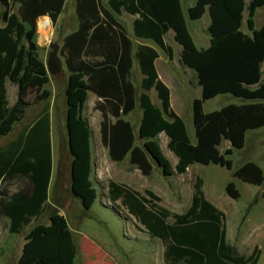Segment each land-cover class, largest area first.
Listing matches in <instances>:
<instances>
[{
  "label": "trees",
  "instance_id": "1",
  "mask_svg": "<svg viewBox=\"0 0 264 264\" xmlns=\"http://www.w3.org/2000/svg\"><path fill=\"white\" fill-rule=\"evenodd\" d=\"M189 21L199 20L207 12L208 46L197 49L183 18L179 0H76V31L61 41L59 56L68 73L65 85L67 154L70 158L69 189L90 209L97 190L90 179L91 131L82 115L88 94L99 101L94 109L101 113L100 141L111 162L129 163L142 176H149L152 161L165 176L180 175L193 164L216 165L232 170L228 156L244 147L245 135L264 126V24L254 28V13L264 0H189ZM65 0H0V138L7 136L23 117L27 104L23 98L36 84L47 82L44 67L37 59L34 38L36 21L47 16L55 23ZM246 10L247 31L240 27ZM137 14L133 35L152 41L172 59L171 47L164 35L171 30L181 50V66L192 70L200 87V97L192 101V126L195 142L188 135L184 120L170 107L169 89L158 78L154 62L157 52L148 45H138L132 55V43L114 15ZM132 58L137 62L142 92L137 97L141 111L136 144L131 123L124 117L135 108L136 92L131 80ZM34 59L39 61L37 65ZM34 63V64H33ZM27 68L37 74L31 76ZM6 82L17 86V100L12 106L6 98ZM153 91L159 106L148 92ZM218 95L242 99L240 105L229 104L205 113L203 104ZM49 108L44 106L35 119L22 129L16 139L0 147V217L8 220L9 234H18L32 219L39 217L47 200L51 174ZM164 134L167 149L177 161L171 166L163 155L157 137ZM222 141L229 147L220 152ZM243 183L260 186L261 168L246 162L232 171ZM19 187L10 192L15 183ZM202 181L196 178L190 205L182 214H170L153 201L130 188L109 182L107 199L119 203L129 216L143 227L144 233L159 239L163 246L162 264H257L259 252L240 255L226 242L224 214L207 201ZM225 191L238 200L232 182ZM264 199V189L260 192ZM257 202L254 197L248 210ZM116 207V206H115ZM117 208V207H116ZM172 217V222L167 219ZM50 224L36 225L26 235L17 264H71L59 253L75 247L62 216L51 214Z\"/></svg>",
  "mask_w": 264,
  "mask_h": 264
},
{
  "label": "rangeland",
  "instance_id": "2",
  "mask_svg": "<svg viewBox=\"0 0 264 264\" xmlns=\"http://www.w3.org/2000/svg\"><path fill=\"white\" fill-rule=\"evenodd\" d=\"M69 3L70 1L68 0L65 7L66 13L70 11ZM66 18L68 23L71 22L72 18L70 15ZM39 20L36 21L37 33L34 41L38 46L37 59L41 62L34 59V63L35 65L38 62L43 64L47 82L33 85L27 90L23 98L27 104L24 117L13 126L7 136L0 138V147L16 139L22 129L35 119L45 105L49 108L52 102L53 110H63L64 107L65 85L68 73L65 70L63 59L59 56L63 67V71L59 74H49L45 64L50 52L49 43H57L59 48L61 46V36L64 33H62V23L55 25L48 21L47 29L42 31L38 28ZM67 20H63V23ZM207 22V15L196 21L187 19L186 26L197 49H204L208 46L209 39L205 27ZM262 24H264V6L257 10L254 18L256 28H259ZM241 30L247 31L244 21L241 24ZM170 44L173 49L172 68L170 71L162 73V76L171 89V107L184 120L187 132L192 141L195 142L192 126V101L200 97V88L197 85L193 71L179 65L178 46L173 42H170ZM26 72L31 76L38 75L32 69L27 68ZM132 82L136 86V91L140 92L138 72L132 73ZM5 87L8 105L12 106L17 100V86L6 82ZM148 94L152 102L159 106L155 93L149 91ZM95 100L94 96L89 95L83 109V116L86 118L91 131L90 179L97 190V197L92 206L90 209L85 210L80 201L71 194L68 167L66 163H64L63 167L59 165L60 163L58 164L60 158V135L59 130L56 129V118L53 117L51 121L52 130L49 125L53 168L47 188V200L44 211L39 217L32 219L30 224L18 234H9L7 231L8 220L0 217V250L9 239H12L17 245L12 251H9L10 249L4 251L9 252L3 254V257L0 256V264H17L26 242V235L36 225L46 226L50 224L49 216L51 214L62 216L69 230L73 229L79 242H82L80 237L82 236L92 241V243L94 242L93 244H98L99 248L109 252L115 262L113 264H162L164 250L162 242L144 233L143 227L134 217L129 216L118 202L113 205L109 202L107 199L108 184L109 182H114L124 185L146 198L148 196H146L145 191H150L159 199V201H153L158 207L165 209L170 214H182L190 205L193 184L196 178L202 181V189L206 200L224 214L226 242L233 246L238 254L244 256H248L254 246L257 245L261 249L257 264H264V199L258 204L252 205L249 210H246L254 197L259 198L260 194L255 196L256 192L264 189V146L257 144L255 146L252 143V140L264 134V127L247 133L245 143L251 145H246L245 149L243 148L242 150H234L232 155L228 156L232 162V170H226L216 165L203 166L194 164L184 174L166 177L162 175L161 170L152 162L150 175L142 176L129 163L128 157L117 163L109 160L107 150L100 141L99 125L101 113L94 109ZM239 103H241V99L234 98L231 95H218L204 102L203 112L209 113L226 105ZM135 109L125 119L131 123L134 129L136 144H141V141L137 139L136 129L140 120V110L138 106ZM60 121L61 123L63 122V115H61ZM157 143L163 155L173 166L176 158L168 151L166 147L167 139L163 134L157 137ZM225 145H227V142L222 141L219 149L223 150ZM61 146V155L69 164L70 158L67 154V135L65 130H61ZM248 161L257 163L262 169L263 182L260 186L249 185L232 177V171ZM228 182H232L239 192L240 197L238 200H233L227 196L225 187ZM17 187L19 186L15 182L8 187V190L14 192ZM167 222L171 223L172 217H169ZM72 237L75 241L74 234ZM22 241L24 243L19 255L18 247Z\"/></svg>",
  "mask_w": 264,
  "mask_h": 264
},
{
  "label": "crops",
  "instance_id": "3",
  "mask_svg": "<svg viewBox=\"0 0 264 264\" xmlns=\"http://www.w3.org/2000/svg\"><path fill=\"white\" fill-rule=\"evenodd\" d=\"M67 1L68 0H65V3H64V7H63V10L62 12L59 14L56 22L54 23L55 25L57 23H62V36H61V41L62 39L67 36L68 34L74 32L77 30L78 28V20H77V17H76V13H75V5H76V0H69L70 1V11H68L67 13L65 12V7H66V4H67ZM107 2L108 0H101V4L107 8ZM247 2V0H246ZM179 4H180V7H181V11H182V15H183V18L185 20V22H187V19H188V15H187V9L189 7H191L193 5V1H189V0H179ZM264 6V5H263ZM262 6V7H263ZM259 9V8H258ZM255 11L254 13V17H253V21H254V18H255V15H256V12L257 10ZM64 14V15H63ZM63 15V16H62ZM70 15L72 20L71 22L68 23V20H67V16ZM205 15H207L208 17V14L207 12H205L202 17L200 19H202L203 17H205ZM115 16V19L123 26V28L125 29L126 31V34L127 36L129 37L131 43H132V55H134L135 51H136V48L138 45H148V46H151L152 48H154L157 52V58L154 62V66H155V70L157 72V75H158V78L166 85V87L169 89V101H171V89L169 87V85L167 84V82L164 80L163 76H162V73H165L167 71H170V69L172 68V60H173V49H172V45L170 44V42H174L173 40V32L171 30L167 31V33L164 35V41L166 42V44L168 46L171 47V50H172V59L169 60L167 55L158 47L156 46L152 41L150 40H145V39H138V38H135L134 35H133V21L135 19L138 18V15L137 14H128L126 12H121L119 15H114ZM246 18H247V12L246 10L243 11L242 13V21H241V24L242 22L246 21ZM41 19V20H39ZM37 20H39L38 22V28H40L42 31H45L48 27V21H50V19L47 17V16H43V17H40L38 18ZM63 20H67L63 23ZM189 20V19H188ZM52 23V22H51ZM43 24V25H42ZM53 24V23H52ZM209 24V17H208V22L205 24V27H206V30H207V26ZM54 25V26H55ZM246 25V24H245ZM263 25V24H262ZM261 25V26H262ZM44 26V27H43ZM260 26V27H261ZM65 28V29H64ZM254 28L255 25H254ZM241 29V27H240ZM247 29V28H246ZM258 29V28H256ZM242 31V30H241ZM244 34H250L248 31H242ZM36 33H37V29H36ZM178 48H179V51H178V62H179V54H180V46L175 43ZM161 55H163V57H161ZM46 64V63H45ZM64 64V63H63ZM179 65L181 66L180 62H179ZM183 67V66H181ZM185 68V67H183ZM187 69V68H185ZM66 70V69H65ZM190 70V69H189ZM192 71V70H191ZM131 72H138L139 73V69H138V65H137V62L134 58H132V67H131ZM194 73V72H193ZM195 74V73H194ZM196 77V75H195ZM140 79H141V75L139 73V82H140ZM131 80H132V76H131ZM134 87H135V92H136V100H135V107L138 106V102H137V97L139 96V94L142 92V90L140 92H137L136 91V86L135 84L133 83ZM200 88V87H199ZM152 91V90H151ZM89 95H92L94 96L93 94H88ZM95 97V102L96 101H99L100 99H98L96 96ZM88 99V98H87ZM238 99V98H237ZM94 102V103H95ZM244 101L241 99V103L239 104H236V105H240L242 104ZM170 107H171V104H170ZM139 108V107H138ZM84 109V108H83ZM172 109V107H171ZM134 110H136L134 108ZM133 110V111H134ZM140 110V109H139ZM173 110V109H172ZM174 111V110H173ZM140 112V116H141V111ZM175 112V111H174ZM49 113H50V129H51V125H52V119L53 117L56 118V129L59 130V135H60V144H59V151H60V158H59V162L58 164L61 165L63 167V165H65L64 163H66L67 167H68V176H69V166H70V161H69V164L63 159V155H61V150H62V146H61V130H65L66 132V125H65V116H66V106H65V96H64V107H63V110H53V105H52V102L50 104V107H49ZM131 113V112H130ZM129 113V114H130ZM176 113V112H175ZM177 114V113H176ZM61 115H63V122L61 123L60 121V118H61ZM82 115H83V111H82ZM178 115V114H177ZM127 116V115H126ZM125 116V117H126ZM124 117V118H125ZM138 125H139V122H138ZM138 125H137V128L138 129ZM264 127V126H263ZM262 127V128H263ZM261 129V128H260ZM52 130V129H51ZM134 130V129H133ZM259 130V129H258ZM257 131V130H255ZM251 132V131H250ZM249 133V132H248ZM247 134V133H246ZM161 135V134H160ZM164 135V134H163ZM189 135V134H188ZM159 136V135H158ZM165 136V135H164ZM190 137V135H189ZM246 137V135H245ZM166 138V136H165ZM167 139V138H166ZM190 140L192 143H194L190 137ZM168 141V140H167ZM251 141V140H250ZM227 142V141H225ZM50 143H51V140H50ZM252 143L253 145L257 146V145H260V146H264V134L263 135H260L259 137H257L255 140H252ZM167 144V143H166ZM257 144V145H256ZM246 145H251V144H246L244 142V149L246 147ZM229 147V143L227 142V145L224 146L223 150L228 148ZM242 148V149H243ZM264 148V147H263ZM241 149V150H242ZM220 150V149H219ZM223 150H220V152H223ZM169 151V150H168ZM174 156V155H173ZM62 157V158H61ZM176 158V157H175ZM177 161V159H176ZM176 161L175 163L173 164V166L176 164ZM248 162H253V161H248ZM246 163V162H245ZM255 163V162H253ZM57 164V165H58ZM171 164V163H170ZM257 165V163H255ZM194 165V164H193ZM193 165H190L187 167V169H189V167L193 166ZM259 166V165H258ZM52 168H53V160H52V150H51V174H52ZM186 169V171H187ZM262 170V169H261ZM184 174V173H183ZM48 186H49V183H48ZM202 189V188H201ZM263 189L259 190L256 192L255 196H258V194H260V192L262 191ZM202 192H203V189H202ZM204 195V193H203ZM205 197V196H204ZM206 199V198H205ZM262 200V198H259L257 199V202L255 204H258L260 201ZM254 204V205H255ZM251 208V207H250ZM249 208V209H250ZM248 209V210H249ZM248 212V211H247ZM264 215V213H263ZM263 227H264V217H263ZM71 229V228H70ZM71 232V235L73 236L74 234V237H75V241L72 237V241H73V245L75 247V250H74V253H72V250H68L67 252H62L61 254L59 253L58 257L61 256V258H67V260L70 259V262L71 264H113L115 263L110 255L109 252H106L105 250L99 248V246L92 243V241L80 236L82 238V242H79V239L76 238V234L73 232V229L70 230ZM23 243L24 241H22L20 244H19V255L21 253V249H22V246H23ZM77 243V244H76ZM263 244H264V233H263ZM16 243H14V241L12 239H9L7 242H5L3 244V248L0 250V256L3 257V254L5 253H8L9 251H12L14 250V248H16ZM254 248H257L258 252H259V256H260V250L259 247L257 245L254 246ZM253 248V249H254ZM264 248V246H263ZM10 249L8 252H4L5 250H8ZM250 254V253H249ZM18 258V257H17ZM17 261V260H16Z\"/></svg>",
  "mask_w": 264,
  "mask_h": 264
},
{
  "label": "water",
  "instance_id": "4",
  "mask_svg": "<svg viewBox=\"0 0 264 264\" xmlns=\"http://www.w3.org/2000/svg\"><path fill=\"white\" fill-rule=\"evenodd\" d=\"M48 47L50 49V52H49V54L47 56V60H46L47 72L51 75L59 74L63 71L62 61H61L59 54H58L59 45L57 43H49ZM66 130H67V128H66ZM149 158L156 165V163L151 159L150 156H149ZM161 173L163 176H165L162 171H161ZM166 177H169V176H166ZM75 198H77V197H75ZM77 199L80 201L79 198H77Z\"/></svg>",
  "mask_w": 264,
  "mask_h": 264
},
{
  "label": "bare ground",
  "instance_id": "5",
  "mask_svg": "<svg viewBox=\"0 0 264 264\" xmlns=\"http://www.w3.org/2000/svg\"><path fill=\"white\" fill-rule=\"evenodd\" d=\"M43 25V24H42ZM44 27V26H43Z\"/></svg>",
  "mask_w": 264,
  "mask_h": 264
}]
</instances>
